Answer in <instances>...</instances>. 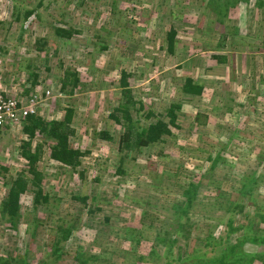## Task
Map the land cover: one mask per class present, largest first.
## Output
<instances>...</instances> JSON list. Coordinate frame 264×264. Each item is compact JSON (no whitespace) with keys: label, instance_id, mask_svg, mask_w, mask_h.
<instances>
[{"label":"rangeland","instance_id":"rangeland-1","mask_svg":"<svg viewBox=\"0 0 264 264\" xmlns=\"http://www.w3.org/2000/svg\"><path fill=\"white\" fill-rule=\"evenodd\" d=\"M261 2L239 1L221 17L206 0H0L1 92L23 97L37 93L38 116L45 121H61L72 110L70 145L85 153L80 166L71 169L50 158L55 142L51 137L36 131L30 138L21 127L1 131L0 166L7 171L0 174V202L9 181L28 167L20 153V145L28 140L31 152L41 146L37 169L50 200L35 205L33 188L28 186L16 228H8L0 216V256L27 253L30 264L43 263L41 258H47L45 264H77L75 258L81 257L98 264L90 260L94 254L109 257L112 264H131L132 255L147 253L150 240L161 236L156 230L160 223L170 220L165 226L172 233L170 207L179 202L182 191L176 180L184 183L195 172L202 174L203 186L193 209L196 221L202 223L203 214L213 224L210 231L225 235L224 224L217 227L215 222H226L228 216L216 210L213 200L217 193L237 200L241 178L251 173L257 177L254 197L240 198L242 209L232 216L233 227L244 226L230 238L250 235L251 223L264 229ZM16 7L19 19L14 18ZM27 9L34 12L24 18ZM54 27L79 33L65 39L54 35ZM171 28L175 36L169 52ZM216 53L228 56L224 65L212 57ZM121 70L134 74L128 81L137 105L143 107L139 125L148 123L141 118L148 111L165 117L168 104L183 96L177 127L166 143L119 149L122 129L110 113L120 103ZM73 74L78 78L74 89ZM187 77L203 85L200 95L181 93ZM100 131L112 139H102ZM159 151L164 155L157 156ZM121 161L124 174L117 172ZM74 196L87 197V207ZM94 207L100 211L89 214ZM66 228L69 233L64 234ZM138 232L143 239L133 249ZM61 234L67 236L59 241ZM125 236L134 237L132 249L124 244ZM245 248L264 246L247 243ZM165 261L162 257L158 264Z\"/></svg>","mask_w":264,"mask_h":264},{"label":"trees","instance_id":"trees-1","mask_svg":"<svg viewBox=\"0 0 264 264\" xmlns=\"http://www.w3.org/2000/svg\"><path fill=\"white\" fill-rule=\"evenodd\" d=\"M249 0H206L208 7L212 8V11L216 12L217 15L223 16L227 14L229 9L237 5L238 2ZM256 5L262 4L261 0H256ZM261 7V6H260ZM18 7L15 8L16 16L14 18L19 19L20 13H18ZM33 9L24 10L23 16L27 18L33 13ZM54 35L57 37L70 39L73 34L79 33V30L69 29L65 27H54ZM175 30L170 29L168 33V51H173ZM49 41H47L48 43ZM51 42V41H50ZM226 39H223L221 44L225 46ZM101 48H105L102 46ZM214 59L218 62H225L228 56L225 53H216L212 55ZM134 74L126 72L125 70L120 71V86H121V98L120 103L113 108L110 117L113 119L114 123L119 125L122 129V134L119 137V149L120 150H139L142 147H147L157 143H166L167 138L173 136L172 128L177 127L176 120L178 118V112L181 110L183 104V96L177 102H172L168 104L165 111V117L161 114H154L148 111L147 114H143L141 118L148 122L145 126L139 125L138 113L143 108L142 105H137L134 96H132V89L128 78L132 77ZM74 80L71 83L72 89L76 88L78 85V78L73 74ZM66 80V79H65ZM63 80L62 86H66L67 81ZM181 93L183 95H200L203 91V85L195 82L194 79L187 77L181 88ZM26 91V90H25ZM72 91V90H71ZM138 106V107H137ZM72 110H68L64 119L61 121H45L43 118L38 116V114H30L25 118V122L22 125V130L24 134L28 137H33L35 132L38 131L42 134L51 137L55 142L50 149V158L63 166L75 169L80 166V157L85 153L80 152L78 149L71 147L70 136L73 135L74 131L70 128V121L72 116ZM198 114L194 117V121H198ZM0 130V134H1ZM6 131V129H4ZM99 136L103 139L111 140V136L107 131H100ZM187 149V148H186ZM20 153L23 158L27 160V169L19 171L14 178L9 181L7 192L0 202V216L3 222L9 223L8 228L15 229L18 225L20 219L23 217L20 214V202L21 196L24 194L28 186L33 188L34 192V203L46 204L50 200L49 193H46L41 186L42 174L37 169V162L41 156V146L38 145L35 151H30V142L25 141L20 145ZM164 155V152L158 153L157 156ZM208 158H210L208 156ZM123 159V158H122ZM215 161V160H214ZM122 162L117 168L119 174H124L122 169ZM7 171V168L0 166L1 171ZM29 174V175H28ZM245 178H241L239 182V198L237 200H232L230 197H226L225 193H217L213 204L216 206V210L222 211L226 214V222L216 220L215 225L219 227L221 224L226 227L224 229L225 235L222 236L221 231H210L213 224L208 223V218L201 214L202 219L196 221V215L193 214V209L195 206V200L197 194L203 187L202 184V174H197V172L189 174V180L183 181L176 180L178 185L182 187L181 199L179 202L173 203L170 207L172 214L169 217L172 218L173 224L172 233H170V228L168 229L169 221L160 223L153 227L156 228L161 234L154 236L150 241L151 246L147 253L145 254H134L131 256V264H158L159 260L164 257L166 261L163 264H264V249H246L245 245L247 243L254 246H264V229L260 230L259 227H254V224H248L247 227L251 228L250 235L242 234L239 235L236 240L230 238L231 234L239 232L243 229L244 225L238 227L234 226V218L232 216L238 211H241L240 198L242 196H247L248 200H252L254 197V185L256 183L257 177L251 173ZM159 177V175H158ZM73 200L80 202L83 206L86 205L87 197H73ZM99 208L88 209V213L99 212ZM236 211V212H235ZM243 215L248 219V212H242ZM214 219V218H209ZM261 220L264 221V216H261ZM60 221V219H59ZM165 223L168 224L165 226ZM58 225V224H57ZM221 225V226H222ZM257 226V224H255ZM58 229L59 225L56 226ZM170 232H169V231ZM213 230V228L211 229ZM64 234L69 233L66 230L63 231ZM140 232V231H139ZM137 233L138 239L133 242L134 237L125 236L124 244L127 242V247L130 249L132 243H134L133 249L137 245H141L142 236ZM34 234V232H33ZM59 235V241L65 240L67 235ZM98 234V232H97ZM136 239V238H135ZM192 246L190 247V244ZM129 243V244H128ZM122 244L124 248H127ZM140 250L141 248H139ZM137 251V250H133ZM53 254H56L57 250L53 249ZM127 254V252H126ZM131 254V253H130ZM128 254V256L130 255ZM26 255V256H25ZM28 254L19 255L16 254L13 257L0 256V264H30L28 260ZM138 255V256H135ZM82 256V255H81ZM44 260L43 263L47 262V258H41ZM40 259V260H41ZM77 264H89L86 260H82L81 257L75 258ZM90 260L98 262V264H112L109 257L100 258L97 255H90ZM123 264V263H122Z\"/></svg>","mask_w":264,"mask_h":264},{"label":"built area","instance_id":"built-area-1","mask_svg":"<svg viewBox=\"0 0 264 264\" xmlns=\"http://www.w3.org/2000/svg\"><path fill=\"white\" fill-rule=\"evenodd\" d=\"M40 106L41 97L37 93H30L28 97L21 94L10 96L0 90V130L22 128L25 118L38 114Z\"/></svg>","mask_w":264,"mask_h":264},{"label":"crops","instance_id":"crops-1","mask_svg":"<svg viewBox=\"0 0 264 264\" xmlns=\"http://www.w3.org/2000/svg\"><path fill=\"white\" fill-rule=\"evenodd\" d=\"M228 60V59H227ZM216 62H218L217 60H216ZM218 63H221V62H218ZM226 63V61L225 62H223V63H221V64H225ZM251 67H252V69H249V71L251 72L253 69H254V66H252V65H250ZM208 69H210V68H208Z\"/></svg>","mask_w":264,"mask_h":264}]
</instances>
